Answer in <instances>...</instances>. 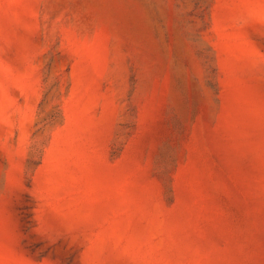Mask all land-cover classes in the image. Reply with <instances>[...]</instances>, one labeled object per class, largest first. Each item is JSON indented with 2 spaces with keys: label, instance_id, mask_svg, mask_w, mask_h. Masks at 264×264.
<instances>
[{
  "label": "rangeland",
  "instance_id": "rangeland-1",
  "mask_svg": "<svg viewBox=\"0 0 264 264\" xmlns=\"http://www.w3.org/2000/svg\"><path fill=\"white\" fill-rule=\"evenodd\" d=\"M0 264H264V0H0Z\"/></svg>",
  "mask_w": 264,
  "mask_h": 264
}]
</instances>
